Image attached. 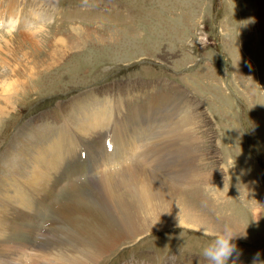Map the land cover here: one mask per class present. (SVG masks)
I'll use <instances>...</instances> for the list:
<instances>
[{
	"label": "rangeland",
	"instance_id": "374dc122",
	"mask_svg": "<svg viewBox=\"0 0 264 264\" xmlns=\"http://www.w3.org/2000/svg\"><path fill=\"white\" fill-rule=\"evenodd\" d=\"M0 12V100L9 99L10 117L7 125L0 122V153L25 122L32 124V132H56L63 139L65 125L72 133L78 127L77 119L73 123L70 118L93 107L101 130L108 131V149L98 147L101 131L100 141L85 143L83 155L78 152V162L65 157L57 173L65 172V180L71 181L96 179L99 169L134 162L142 153L146 157L138 147L148 144L138 140L142 134L155 137L150 129H156L152 119L158 113L150 102L159 90L169 92L170 84L189 99L194 132L180 145L173 142L162 162L173 163L167 171L177 173L188 149L200 176L165 199L160 219L150 220L159 212L132 214L137 226L148 224L146 230L107 241L113 245L92 264H208L201 255L208 237L197 229L224 223L244 234L235 240L238 255L233 254L230 264H264V90L259 88L262 97L255 93L259 84L254 86V75L248 82L240 76L238 46L222 48L241 32L240 0H0ZM13 16L19 20L15 26ZM246 37L249 65H259L251 53L257 38L251 33ZM260 42L264 45L263 37ZM87 90L93 91L91 100L73 109V97ZM260 97L263 109L256 106L257 114L262 112L257 117L254 100ZM159 117L164 116L159 112ZM45 137L40 148L54 156L61 145ZM87 137L78 136L80 142ZM65 191V185L58 186L51 201L63 202ZM116 218L117 223L126 216ZM26 235L19 237L28 240ZM41 235L37 230L31 246Z\"/></svg>",
	"mask_w": 264,
	"mask_h": 264
},
{
	"label": "bare ground",
	"instance_id": "6f19581e",
	"mask_svg": "<svg viewBox=\"0 0 264 264\" xmlns=\"http://www.w3.org/2000/svg\"><path fill=\"white\" fill-rule=\"evenodd\" d=\"M240 3L244 5L243 16L238 23L239 26L242 25L241 35L239 33L238 37L237 33L235 37L232 34L230 43L223 44L222 48L238 46V51L242 54L240 76L247 82L253 80L251 75H254L255 79L258 78L257 82L256 80L252 82L254 86L259 84L255 87V93L262 97L259 88L264 90V45L260 42L261 37L264 38V0H240ZM238 24H233L235 32H238ZM248 25H253L250 32L247 29ZM250 33L253 39L257 38L254 41L257 42L258 49L257 51L256 47L251 48L250 40L251 53L254 52L256 59L261 61L259 65L253 64L254 69L248 62L251 63L252 59L249 57L246 44V36L248 34L250 37ZM166 86L171 88L170 91L166 93L159 90L155 101L150 102L151 109L155 110V114L158 113L157 117L152 119V126L156 129H150L154 131L155 137L150 138L142 134L138 140L140 143L148 144L144 148L137 146L144 150L146 157L142 156L144 155L142 153L134 162L99 169V177L96 179L87 177L81 182L78 181L80 178L71 181L65 180V172L57 173V167H60L58 165L65 157L70 155V161L78 162V152L83 155L86 151L85 143L100 141L99 133L102 131L103 135L102 125L97 119H91L96 118L93 107L81 109V112L70 118L73 123L77 119L78 127L72 133L70 127L65 125L63 139H59L56 132L40 133L36 130L32 132V124L27 122L13 130L9 143H6L0 153V264H21L25 260L26 264H92L96 256L113 245L106 243L107 241L115 243L123 237L137 236L146 230L148 224L137 226L136 217H132V214L138 211L142 214L159 212L152 214L150 220L160 219L163 211L167 209L165 199L174 196L195 178L198 179L200 173L194 172V160L188 149L185 150L186 162L179 172L167 171V168L174 164L162 162L166 158L165 151L169 146H173V142L180 145L182 141H187L190 132H194L187 94L173 85ZM7 87L3 90L11 89V87L6 89ZM92 97V90L84 91L73 97L71 107L75 109ZM261 97L255 99L256 102L254 100L255 111H258L255 112L257 117L262 113L257 114L259 110L256 108L263 107ZM8 102V98H3L2 102L0 100V122L3 119L5 125L10 119ZM13 111L15 109H12L11 113ZM159 112L164 117H159ZM168 116L170 119H166ZM118 129L114 125L113 132ZM86 133L88 137L80 142L78 136ZM45 135L47 142L54 139L61 145V149L54 156L40 148L39 140ZM105 138L98 147H103L106 151L108 148L104 144ZM125 139L126 137L123 138L120 148L123 147ZM75 140H78L79 144L72 148L71 144ZM101 162L104 164L103 159ZM159 163L162 164V168ZM74 168L76 169V166ZM75 169L72 171L76 172ZM64 185L65 193L68 194L65 200L61 203L60 199L51 201L55 197L57 187ZM120 213L126 218L116 223V215ZM159 224V222L153 224L154 228L158 229ZM99 226L106 230L104 234L100 232L101 229L98 231ZM37 230L42 235L37 239L38 243L31 246L33 242L31 237ZM23 233L27 234L23 237H29L28 240L19 237ZM33 238L36 239V236Z\"/></svg>",
	"mask_w": 264,
	"mask_h": 264
},
{
	"label": "clouds",
	"instance_id": "9594fccd",
	"mask_svg": "<svg viewBox=\"0 0 264 264\" xmlns=\"http://www.w3.org/2000/svg\"><path fill=\"white\" fill-rule=\"evenodd\" d=\"M207 194L211 197L210 192ZM197 231H202L208 237V242L201 249V255L208 264H230L233 261V254L238 255L235 240L244 234H239L231 223H224L218 228L201 226Z\"/></svg>",
	"mask_w": 264,
	"mask_h": 264
}]
</instances>
